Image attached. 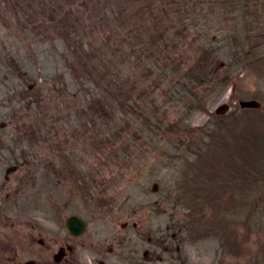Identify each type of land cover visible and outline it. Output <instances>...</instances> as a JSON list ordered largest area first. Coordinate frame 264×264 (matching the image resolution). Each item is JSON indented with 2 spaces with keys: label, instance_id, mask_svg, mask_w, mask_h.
Returning a JSON list of instances; mask_svg holds the SVG:
<instances>
[{
  "label": "rangeland",
  "instance_id": "obj_1",
  "mask_svg": "<svg viewBox=\"0 0 264 264\" xmlns=\"http://www.w3.org/2000/svg\"><path fill=\"white\" fill-rule=\"evenodd\" d=\"M70 1L0 0V264H51L48 238L72 212L90 221L74 264H262L264 59L243 64L264 57V0ZM208 52L220 66L193 83L186 69ZM101 63L127 88L99 83ZM106 92L111 114L98 118ZM124 94L129 110L116 106ZM241 98L262 111H240ZM192 173L200 185L184 181ZM238 173L250 187L232 186ZM197 186L195 219L211 225L188 240L180 219ZM244 194L252 208L234 213Z\"/></svg>",
  "mask_w": 264,
  "mask_h": 264
},
{
  "label": "water",
  "instance_id": "obj_2",
  "mask_svg": "<svg viewBox=\"0 0 264 264\" xmlns=\"http://www.w3.org/2000/svg\"><path fill=\"white\" fill-rule=\"evenodd\" d=\"M242 104H247V105H256V103L252 102V103H242Z\"/></svg>",
  "mask_w": 264,
  "mask_h": 264
}]
</instances>
